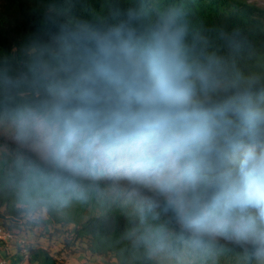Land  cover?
I'll use <instances>...</instances> for the list:
<instances>
[{"label":"clouds","instance_id":"9594fccd","mask_svg":"<svg viewBox=\"0 0 264 264\" xmlns=\"http://www.w3.org/2000/svg\"><path fill=\"white\" fill-rule=\"evenodd\" d=\"M156 8L147 26L138 23L145 12L130 9L119 25L61 38L66 72L46 74L43 95L48 149L25 187L63 199L99 151L124 149L134 182L153 185L149 203L194 249L211 254L227 241L264 262V86L209 90L212 69L187 42L183 8Z\"/></svg>","mask_w":264,"mask_h":264},{"label":"trees","instance_id":"16d2710c","mask_svg":"<svg viewBox=\"0 0 264 264\" xmlns=\"http://www.w3.org/2000/svg\"><path fill=\"white\" fill-rule=\"evenodd\" d=\"M161 3L183 8L187 42L198 62L212 69L209 90L213 82L219 95L241 80L264 86V6L248 0ZM130 9L145 12L138 21L144 26L156 19V0H0V119L41 117L47 75L66 72L61 38L75 43L84 29L119 25ZM37 158L14 144L0 148V227L10 234L0 264H64L65 258L81 264H264L226 241L201 253L149 203V193L130 194L114 181L83 176L63 199L35 198L38 190L24 182Z\"/></svg>","mask_w":264,"mask_h":264},{"label":"rangeland","instance_id":"374dc122","mask_svg":"<svg viewBox=\"0 0 264 264\" xmlns=\"http://www.w3.org/2000/svg\"><path fill=\"white\" fill-rule=\"evenodd\" d=\"M248 1L264 6V0ZM22 125L26 127L22 128ZM8 144L21 147L36 157L46 152L48 149V134L42 126L41 117L29 116L19 120L0 119V148L3 149ZM84 176L103 181H114L130 194H140L142 192L151 194L153 191V185L148 181L143 183L134 182L135 172L130 166L128 153L124 149L107 153L103 150L99 151L91 162L90 170ZM39 246L45 248L44 243ZM15 249V245L11 243L7 248V252L12 255L15 253ZM0 255L4 257L1 247ZM62 262L64 264H81L70 258H65ZM91 264L103 263L98 259H94Z\"/></svg>","mask_w":264,"mask_h":264},{"label":"built area","instance_id":"2783aa9c","mask_svg":"<svg viewBox=\"0 0 264 264\" xmlns=\"http://www.w3.org/2000/svg\"><path fill=\"white\" fill-rule=\"evenodd\" d=\"M7 242H9L7 240V234H4L3 236H0V247H3L4 244H6ZM1 262L4 263V260H2Z\"/></svg>","mask_w":264,"mask_h":264},{"label":"bare ground","instance_id":"6f19581e","mask_svg":"<svg viewBox=\"0 0 264 264\" xmlns=\"http://www.w3.org/2000/svg\"><path fill=\"white\" fill-rule=\"evenodd\" d=\"M4 234H7V239L10 238V234L7 231H5L2 227H0V236H3Z\"/></svg>","mask_w":264,"mask_h":264}]
</instances>
